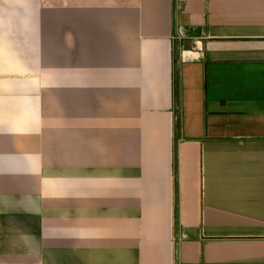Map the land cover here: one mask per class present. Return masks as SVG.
I'll use <instances>...</instances> for the list:
<instances>
[{"label":"crops","instance_id":"crops-1","mask_svg":"<svg viewBox=\"0 0 264 264\" xmlns=\"http://www.w3.org/2000/svg\"><path fill=\"white\" fill-rule=\"evenodd\" d=\"M0 264H264V0H0Z\"/></svg>","mask_w":264,"mask_h":264}]
</instances>
